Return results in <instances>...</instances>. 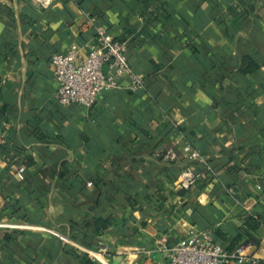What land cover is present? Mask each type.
Wrapping results in <instances>:
<instances>
[{
    "label": "crops",
    "instance_id": "obj_1",
    "mask_svg": "<svg viewBox=\"0 0 264 264\" xmlns=\"http://www.w3.org/2000/svg\"><path fill=\"white\" fill-rule=\"evenodd\" d=\"M97 30L125 44L144 88L123 76L90 108L62 107L51 56ZM0 124V222L13 227L0 264H164L159 245L204 230L264 264V0H0ZM187 169L197 180L182 190Z\"/></svg>",
    "mask_w": 264,
    "mask_h": 264
},
{
    "label": "built area",
    "instance_id": "obj_2",
    "mask_svg": "<svg viewBox=\"0 0 264 264\" xmlns=\"http://www.w3.org/2000/svg\"><path fill=\"white\" fill-rule=\"evenodd\" d=\"M41 6L49 5L50 0H35ZM126 47L123 43L115 42L114 38L105 30H97L95 37L83 48L71 46L64 53H55L51 56L52 76L56 84L55 99L62 107L80 106L90 108L98 97L107 91L114 90L118 81L127 76L131 90L144 88L143 76L135 73L125 57ZM108 65L109 74L105 75L102 67ZM5 124H0V147L5 140ZM187 161L204 163L205 169L211 171L205 164L199 152L190 145L182 148ZM173 159L174 155L169 154ZM24 165L16 167L15 176L23 181ZM197 175L190 169L183 171L177 179V186L182 190L190 189L196 182ZM90 186V184H88ZM260 189L259 186L256 187ZM13 227L0 222V230H9ZM92 252L111 256V249L103 244L95 243ZM162 254L164 264H256L257 261L243 253L242 247L227 250L214 240L209 230L197 231L181 238L176 244L167 247L163 244L157 247Z\"/></svg>",
    "mask_w": 264,
    "mask_h": 264
},
{
    "label": "trees",
    "instance_id": "obj_3",
    "mask_svg": "<svg viewBox=\"0 0 264 264\" xmlns=\"http://www.w3.org/2000/svg\"><path fill=\"white\" fill-rule=\"evenodd\" d=\"M239 64H240L239 65V71L243 75H251L258 68V64L253 59V57L251 55H247V54L241 55L239 57ZM208 164L211 167V169H213V165L211 164V162H208ZM167 177L169 180H173L172 176H167ZM260 190H261V188H260ZM92 225L96 231L105 230L109 226V221L103 220L102 218H97V219L93 220ZM94 244L95 243L90 244V246H89L90 249L93 248ZM80 258L83 261V264H89V262L85 259V256H80Z\"/></svg>",
    "mask_w": 264,
    "mask_h": 264
}]
</instances>
